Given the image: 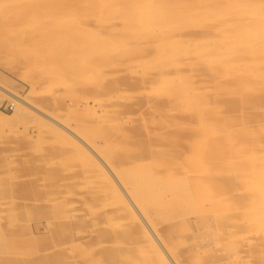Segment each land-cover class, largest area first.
Listing matches in <instances>:
<instances>
[{
	"label": "rangeland",
	"instance_id": "rangeland-1",
	"mask_svg": "<svg viewBox=\"0 0 264 264\" xmlns=\"http://www.w3.org/2000/svg\"><path fill=\"white\" fill-rule=\"evenodd\" d=\"M173 263L264 264V0H0V264Z\"/></svg>",
	"mask_w": 264,
	"mask_h": 264
},
{
	"label": "bare ground",
	"instance_id": "bare-ground-1",
	"mask_svg": "<svg viewBox=\"0 0 264 264\" xmlns=\"http://www.w3.org/2000/svg\"><path fill=\"white\" fill-rule=\"evenodd\" d=\"M18 101H19V100H18ZM20 103H21V102H20ZM68 133H69V132H68ZM128 201H129V200H128ZM131 205H133V204H131ZM134 206H135V205H134ZM134 211H135V210H134ZM141 221H142V220H141ZM142 225H143V224H142ZM146 227H147V226H146ZM148 228H149V227H148ZM151 231H152V230H151ZM148 232H149V231H148ZM154 234H155V233H154ZM150 235H151V234H150ZM150 235H149V236H150ZM151 236H152V238H153V235H151ZM151 236H150V237H151ZM154 241H155V239H154ZM155 243H156V242H155ZM157 246H158V245H157ZM161 247H162V246H161ZM161 247H160V248H161ZM156 251H157V250H156ZM166 261H167V260H166ZM167 262H168V261H167ZM173 264H174V263H173Z\"/></svg>",
	"mask_w": 264,
	"mask_h": 264
},
{
	"label": "water",
	"instance_id": "water-1",
	"mask_svg": "<svg viewBox=\"0 0 264 264\" xmlns=\"http://www.w3.org/2000/svg\"><path fill=\"white\" fill-rule=\"evenodd\" d=\"M150 232V231H149Z\"/></svg>",
	"mask_w": 264,
	"mask_h": 264
}]
</instances>
